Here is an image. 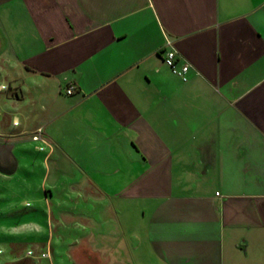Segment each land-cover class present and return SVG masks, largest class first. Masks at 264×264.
<instances>
[{
  "label": "crops",
  "instance_id": "obj_1",
  "mask_svg": "<svg viewBox=\"0 0 264 264\" xmlns=\"http://www.w3.org/2000/svg\"><path fill=\"white\" fill-rule=\"evenodd\" d=\"M0 63V182L99 214L72 262L93 233L115 264H264V0H0ZM8 139L45 149L39 182Z\"/></svg>",
  "mask_w": 264,
  "mask_h": 264
},
{
  "label": "rangeland",
  "instance_id": "obj_2",
  "mask_svg": "<svg viewBox=\"0 0 264 264\" xmlns=\"http://www.w3.org/2000/svg\"><path fill=\"white\" fill-rule=\"evenodd\" d=\"M9 67L5 68L0 63V83L4 85H6V82L3 74L8 73L9 78H12L16 72V69L12 66ZM7 92L13 95L14 89H9ZM1 96H3V93H0V98ZM13 104H8V110L15 109L16 106ZM0 119L3 124L10 125V117L2 116ZM23 139H27L26 136ZM4 140L2 138L3 142ZM15 140L8 139V145L3 146L6 148V155L8 154L9 159L13 158L19 162H25L26 165L31 160L29 167L35 171L33 173L34 180L31 183H35L37 180L39 182L44 167L38 165V162L44 156L45 149L43 148L39 152L36 150L37 147L33 149L34 143L30 145L28 141L24 140L23 145H20L15 143ZM56 157L57 153L48 162L51 167V173L47 184L53 183L52 180L56 181V179L63 181L64 166H60L58 174L52 170V160ZM10 166L11 168L14 167L13 165ZM20 185V182L15 178L7 182H0V264H115L112 259V242L109 243L107 240L102 242L93 233L87 237L86 245L92 251L98 250L99 256L102 258L101 261H98L97 257L99 256L95 254L89 257L80 256L77 262L71 261L69 250L74 247L75 241L85 234V229L80 228L83 226H81L82 224L80 225L79 213H88L92 219H96L98 214L96 210L90 212L89 209H86L87 207L82 205L79 199L77 207H75L76 211H73V214L77 215L75 219L77 221L74 223V220L72 225L66 226L63 223L65 198L62 194L50 199V191L43 184L42 194L38 195V197L29 196L30 198L28 197L29 199H27ZM50 202L51 211L53 212L50 216L52 227L45 225L47 207ZM57 207L61 212H55ZM85 209L87 212H84ZM73 214L69 213V215ZM72 239L74 240L72 241ZM109 240H112L111 237ZM71 241L72 244H70Z\"/></svg>",
  "mask_w": 264,
  "mask_h": 264
},
{
  "label": "built area",
  "instance_id": "obj_3",
  "mask_svg": "<svg viewBox=\"0 0 264 264\" xmlns=\"http://www.w3.org/2000/svg\"><path fill=\"white\" fill-rule=\"evenodd\" d=\"M169 49L165 51L163 62L169 68L172 74L178 76L183 82L187 81L186 74L189 70H193L192 66L183 59L167 42ZM66 95H70L74 92V88L68 86L64 90ZM41 129H38L35 134L32 136V140L38 141L41 140Z\"/></svg>",
  "mask_w": 264,
  "mask_h": 264
},
{
  "label": "trees",
  "instance_id": "obj_4",
  "mask_svg": "<svg viewBox=\"0 0 264 264\" xmlns=\"http://www.w3.org/2000/svg\"><path fill=\"white\" fill-rule=\"evenodd\" d=\"M79 250V248H77L74 252H77ZM73 255L75 254V253H72Z\"/></svg>",
  "mask_w": 264,
  "mask_h": 264
}]
</instances>
